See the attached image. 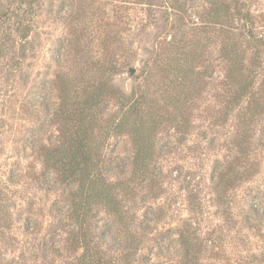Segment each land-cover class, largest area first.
<instances>
[{"label":"rangeland","instance_id":"obj_1","mask_svg":"<svg viewBox=\"0 0 264 264\" xmlns=\"http://www.w3.org/2000/svg\"><path fill=\"white\" fill-rule=\"evenodd\" d=\"M212 1L0 0V37L21 27L29 32L22 43L32 49L25 61L14 65V44L0 38L6 47L3 54L0 51V264H49L51 260L79 264L75 258L80 249L67 247L61 232L70 222L62 227L57 221L65 201L49 191L50 183L22 177H32L39 169L36 152L29 146L54 140L57 76L80 78L74 61L97 56L106 63L125 61L114 87L135 94L147 91L148 114L159 115L166 112L168 94L158 90L162 72L156 70V60L181 61L189 57L191 46L202 42V57L211 62L212 85L217 88L224 66L216 53L219 43L212 32L200 28L213 26L214 19L207 14ZM245 1L254 32L264 40V0ZM68 40L75 53L69 56L70 67L69 63L59 67L57 52L62 58ZM130 67L136 69L132 76ZM216 92L204 88L188 102L185 132L163 123L156 131L154 139L161 148L156 164L162 173L154 195L138 201L136 210L137 217L150 211L152 220L155 213L150 207L162 210L163 217L156 225L151 221L138 252L148 256L150 264H264V120L248 128L244 147L235 119L225 123L217 119ZM110 102L114 110L117 102ZM108 143V157L120 162L131 156L127 136L112 135ZM229 162L236 163L241 173L232 185L218 187V173ZM96 221L92 223L98 224L97 232L102 222ZM185 229L194 239L191 262L183 257L178 242V233ZM107 246H113V241L108 240Z\"/></svg>","mask_w":264,"mask_h":264},{"label":"trees","instance_id":"obj_2","mask_svg":"<svg viewBox=\"0 0 264 264\" xmlns=\"http://www.w3.org/2000/svg\"><path fill=\"white\" fill-rule=\"evenodd\" d=\"M207 14L214 19L213 26L200 28L203 33L214 34L219 43L216 53L224 65L218 87L212 85L211 62L202 57V42L191 46L189 57L181 61L172 57L163 63L156 60L155 68L162 72L158 90L168 94L163 114H148L147 91L135 94L133 90L124 92L114 87L116 77L127 65L125 61L106 63L103 56L74 61L82 73L80 78L69 74L57 76L59 97L52 113L54 140L38 147L29 146L36 152L39 169L33 171L32 177H22L32 178L38 184L50 183L49 191L58 193L65 201V210L60 213L63 216L57 221L62 227L70 222L61 232L67 247L80 249L75 258L79 264H150L148 256H139L138 252L142 238L150 233L151 221L156 225L163 217L162 210L150 207L155 213L153 220L148 217L150 211L137 217L136 210L138 201H145L147 194L154 195L156 179L162 173L156 164L161 148L155 142V134L162 123L175 132H185L189 123L184 110L204 88L218 90L214 95L219 105L217 119L223 123L235 119L244 147L248 128L264 120V40L254 32V19L246 1L213 0ZM28 36V31L16 27L11 34L0 37L14 44L10 54L14 65L25 61L27 51L32 50L22 43ZM3 44L2 54L6 49ZM73 53L75 49L68 40L63 44L62 58L57 52L59 67H66L67 63L70 67L69 56L73 57ZM110 100L117 102L114 110ZM112 135L129 138L132 154L127 161L118 162L106 155ZM236 166L230 162L224 166L225 171L218 173V187L225 188L236 181L241 173ZM98 218L102 224L96 232L98 224L92 221ZM52 231L56 233L55 225ZM186 231L178 233V242L183 257L191 262L194 239ZM108 240L113 241V246H107ZM49 264L55 263L51 260Z\"/></svg>","mask_w":264,"mask_h":264},{"label":"water","instance_id":"obj_3","mask_svg":"<svg viewBox=\"0 0 264 264\" xmlns=\"http://www.w3.org/2000/svg\"><path fill=\"white\" fill-rule=\"evenodd\" d=\"M128 72H129V74L132 76V75L135 74L136 69H135L134 67H130V68H128Z\"/></svg>","mask_w":264,"mask_h":264}]
</instances>
